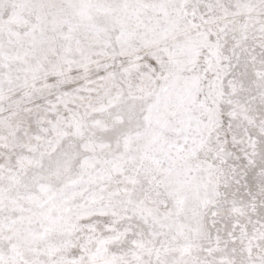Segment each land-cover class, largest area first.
I'll use <instances>...</instances> for the list:
<instances>
[{
    "label": "snow or ice",
    "instance_id": "snow-or-ice-1",
    "mask_svg": "<svg viewBox=\"0 0 264 264\" xmlns=\"http://www.w3.org/2000/svg\"><path fill=\"white\" fill-rule=\"evenodd\" d=\"M0 264H264V0H0Z\"/></svg>",
    "mask_w": 264,
    "mask_h": 264
}]
</instances>
